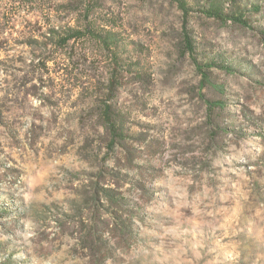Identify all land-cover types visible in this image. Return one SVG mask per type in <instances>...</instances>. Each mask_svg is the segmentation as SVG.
Returning <instances> with one entry per match:
<instances>
[{
  "label": "rangeland",
  "instance_id": "obj_1",
  "mask_svg": "<svg viewBox=\"0 0 264 264\" xmlns=\"http://www.w3.org/2000/svg\"><path fill=\"white\" fill-rule=\"evenodd\" d=\"M184 1L0 0V264L97 263L79 216L104 163L142 211L104 264H264V0H238L255 28Z\"/></svg>",
  "mask_w": 264,
  "mask_h": 264
},
{
  "label": "trees",
  "instance_id": "obj_2",
  "mask_svg": "<svg viewBox=\"0 0 264 264\" xmlns=\"http://www.w3.org/2000/svg\"><path fill=\"white\" fill-rule=\"evenodd\" d=\"M236 2L238 3V0H230L225 5L220 0H213L211 3L207 2L204 5L203 12L208 17H214L224 22L233 21L242 26H252L255 28L244 17L245 13L237 12L236 9L243 8L246 12L252 9L259 12L258 5H250L249 9L240 3H238V6H235L233 3ZM178 3L180 8L186 13L191 10L188 2L178 0ZM82 33L81 29L75 27H70L66 32L54 27L49 31V36L56 38L59 44L66 45L71 40L80 38ZM262 33H264V30H262ZM90 34H92V37H96L106 44H109L113 40V37H104L93 29L90 30ZM102 37L104 38L101 39ZM187 49L194 56V45L191 42H188ZM206 66H219V64L214 61L206 63L197 62L200 72H205ZM228 70L232 71L230 68ZM201 96L210 111L224 108L223 102L210 100L204 95ZM103 112L104 126L111 135L109 144L112 146L123 137V123L119 117H115L110 105H105ZM219 131L223 132L222 129ZM109 148L112 152H116V147ZM125 150L127 151V149ZM95 176L96 178L91 182L89 189L84 194L86 202L91 204L93 200L96 206L90 213H81V216H79V219H81L80 223H82L79 240L88 255L94 259L96 258L98 264H104L114 255L115 251H127L137 242L138 231L136 222L142 217V211L139 201L127 195L122 190L123 185L118 183L125 176L122 171L104 163ZM97 263L95 262V264Z\"/></svg>",
  "mask_w": 264,
  "mask_h": 264
}]
</instances>
